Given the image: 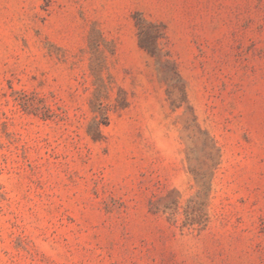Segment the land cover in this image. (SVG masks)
<instances>
[{
	"label": "rangeland",
	"instance_id": "1",
	"mask_svg": "<svg viewBox=\"0 0 264 264\" xmlns=\"http://www.w3.org/2000/svg\"><path fill=\"white\" fill-rule=\"evenodd\" d=\"M0 264H264V0H0Z\"/></svg>",
	"mask_w": 264,
	"mask_h": 264
},
{
	"label": "trees",
	"instance_id": "2",
	"mask_svg": "<svg viewBox=\"0 0 264 264\" xmlns=\"http://www.w3.org/2000/svg\"><path fill=\"white\" fill-rule=\"evenodd\" d=\"M143 46V45H142ZM147 50V49H146Z\"/></svg>",
	"mask_w": 264,
	"mask_h": 264
}]
</instances>
